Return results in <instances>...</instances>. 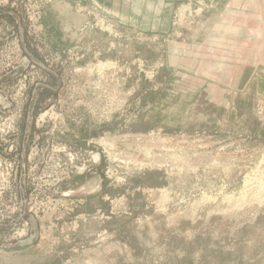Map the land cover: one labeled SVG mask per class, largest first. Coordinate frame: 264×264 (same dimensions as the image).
<instances>
[{"label":"rangeland","instance_id":"1","mask_svg":"<svg viewBox=\"0 0 264 264\" xmlns=\"http://www.w3.org/2000/svg\"><path fill=\"white\" fill-rule=\"evenodd\" d=\"M110 3L0 0V264H264V0Z\"/></svg>","mask_w":264,"mask_h":264},{"label":"crops","instance_id":"2","mask_svg":"<svg viewBox=\"0 0 264 264\" xmlns=\"http://www.w3.org/2000/svg\"><path fill=\"white\" fill-rule=\"evenodd\" d=\"M97 1H99L100 3H103L105 5V7L108 9H109V5L111 4L110 2H112V1L115 2V4H113V5L117 9H120V4L122 2H124L125 3V5L123 6V10L125 13L124 16H127V18L129 16L131 18L129 20H131L133 23L138 24V23L143 21V23H145L147 25L151 22V17L148 15L151 12V10L148 8L150 7V4L152 5V3H154V0H97ZM126 3L129 6H127ZM162 5L163 6L167 5L166 0H160V6H162ZM128 11H129V13H128ZM163 23H166V22H163ZM63 32H67V31L65 30ZM70 38L73 39V36H71ZM259 68L264 69V66H260Z\"/></svg>","mask_w":264,"mask_h":264},{"label":"water","instance_id":"3","mask_svg":"<svg viewBox=\"0 0 264 264\" xmlns=\"http://www.w3.org/2000/svg\"><path fill=\"white\" fill-rule=\"evenodd\" d=\"M6 13L0 11V15H4ZM12 16H15L14 13H8ZM18 23H20V20L17 19ZM20 36H21V41L22 43L24 44V32H23V29L22 27H20ZM31 59L34 61L35 64H37L38 66L42 67L45 69V67L40 64L39 62L35 61L33 59V57H31ZM257 80H258V87H259V90L260 92H264V73H260L259 76L257 75L256 76ZM0 105L4 108V109H8L11 107V104L10 102L8 101V98L6 96H2L0 95ZM30 222H31V228H32V235L30 237V239L26 240V241H23L20 246L21 247H26V246H32L34 244H36L39 240V226H38V223L36 221V219L33 217V216H30Z\"/></svg>","mask_w":264,"mask_h":264},{"label":"built area","instance_id":"4","mask_svg":"<svg viewBox=\"0 0 264 264\" xmlns=\"http://www.w3.org/2000/svg\"><path fill=\"white\" fill-rule=\"evenodd\" d=\"M32 23H34V26H36V31H41V27L39 25L40 23V14L36 8H34L32 17L30 18Z\"/></svg>","mask_w":264,"mask_h":264},{"label":"bare ground","instance_id":"5","mask_svg":"<svg viewBox=\"0 0 264 264\" xmlns=\"http://www.w3.org/2000/svg\"><path fill=\"white\" fill-rule=\"evenodd\" d=\"M126 5L129 6L127 3H126ZM134 7H135V6H134ZM215 9H216V8H215ZM137 14H138V13H137ZM222 15H223V14H222ZM100 22H101V21H100ZM108 24H109V23H108ZM98 25H100V24H98ZM111 25H112V24H111ZM101 26H102V25H101ZM105 26H106V25H105ZM102 27H103V26H102ZM108 28H109V27H107L106 29H108ZM110 28H111V27H110ZM110 28H109V29H110ZM109 31H110V30H109ZM107 32H108V31H107ZM110 33H111V32H110ZM116 34H117V33H116ZM116 34H115V35H116ZM116 65H117V63H116ZM94 68H95V67H94ZM99 68L104 70V67H102V68L99 67ZM95 69H96V68H95ZM114 69H115V68H114ZM106 70H107V68H106ZM91 73H92V72H91ZM97 74H98V73H97ZM101 75H102V74H101ZM98 77H99V74H98ZM100 77H101V76H100ZM41 118L43 119V117H41ZM263 162H264V161H263ZM258 172H259V171H258ZM260 178H261V177H260ZM249 179H250V178H249ZM253 179H254V178H253ZM250 181H251V180H250ZM261 181H262V180H261ZM262 182H263V181H262ZM260 183H261V182H260ZM261 184H263V183H261ZM261 184H259V186H260ZM250 185H251V184H250ZM249 187H250V186H249ZM262 187H263V189H264V185H263ZM263 189H262V190H263ZM262 190H261V191H262ZM252 191H253V190H252ZM257 191H258V190H257ZM255 192H256V191H255ZM256 193H257V192H256ZM256 193H254V194H256ZM260 193H261V192H260ZM247 197H248V196H246V198H247ZM232 198H233V197H232ZM242 198H243V197H242ZM246 198H245V199H246ZM255 198H256V197H255ZM243 199H244V198H243ZM256 199H257V198H256ZM259 199H260V198H259ZM226 200H227V199H226ZM244 201H247V200H244ZM239 202H240V201H239ZM248 203H249V202H248ZM240 204H241V203H240ZM240 204H239V205H240ZM262 204H263V203H262ZM245 205H246V204H245ZM233 208H234V207H233ZM224 214H225V212H224Z\"/></svg>","mask_w":264,"mask_h":264}]
</instances>
